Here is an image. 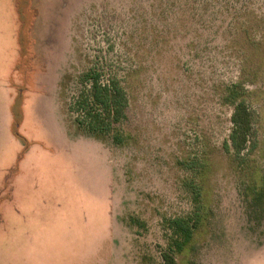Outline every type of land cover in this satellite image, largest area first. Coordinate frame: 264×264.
<instances>
[{"label":"rangeland","instance_id":"374dc122","mask_svg":"<svg viewBox=\"0 0 264 264\" xmlns=\"http://www.w3.org/2000/svg\"><path fill=\"white\" fill-rule=\"evenodd\" d=\"M95 58L132 70L121 146L68 110V79ZM232 82L254 116L238 158ZM200 159L213 216L178 263L229 253L241 233L264 248L243 203L264 173V0H0V264H164L163 220L192 211Z\"/></svg>","mask_w":264,"mask_h":264},{"label":"trees","instance_id":"16d2710c","mask_svg":"<svg viewBox=\"0 0 264 264\" xmlns=\"http://www.w3.org/2000/svg\"><path fill=\"white\" fill-rule=\"evenodd\" d=\"M117 71L116 66L95 58L79 74L70 77L68 80L74 84L75 92L70 96L72 101L68 110L74 114L73 122L82 134L121 146L130 139V134L122 127L127 120L130 104L127 81L132 70L124 71L123 75ZM249 94L241 82L225 86V103L232 107L231 129L225 147L228 151L231 148L237 158L242 157L250 148L254 135V116L248 104ZM13 103L12 126L16 130H13L12 135L22 141L26 148L24 137L17 131L20 120L16 115V99ZM186 167L192 172L188 188L191 190L193 208L187 215L164 218L163 229L167 238V245L161 251L164 264H179L177 256L184 255L194 247L195 236L208 225L213 216L208 191L205 184H202L209 168L208 162L200 159L189 162ZM243 203L248 221L261 223L264 220V173L259 181L251 179L245 186ZM138 223L140 221L137 218L131 217V225Z\"/></svg>","mask_w":264,"mask_h":264},{"label":"clouds","instance_id":"9594fccd","mask_svg":"<svg viewBox=\"0 0 264 264\" xmlns=\"http://www.w3.org/2000/svg\"><path fill=\"white\" fill-rule=\"evenodd\" d=\"M240 226H237L239 231ZM242 243L233 244L229 253L210 254L205 264H264V248L256 247L253 242L241 233Z\"/></svg>","mask_w":264,"mask_h":264}]
</instances>
